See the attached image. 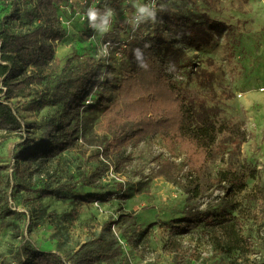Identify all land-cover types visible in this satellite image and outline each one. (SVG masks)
<instances>
[{
    "label": "rangeland",
    "instance_id": "374dc122",
    "mask_svg": "<svg viewBox=\"0 0 264 264\" xmlns=\"http://www.w3.org/2000/svg\"><path fill=\"white\" fill-rule=\"evenodd\" d=\"M7 2L0 0V19ZM123 2L116 0L111 14L99 16L104 33L129 29L132 14L145 8L139 5L132 12ZM161 6L209 34L200 47L177 43L189 60L173 71L188 100L189 127L181 137L153 136L120 154L102 155L109 137L102 130L103 109L117 98L116 87L128 66L111 62L110 83L98 90L101 104L79 107L70 120L77 127L73 146L47 159L30 180L17 158L22 143L27 138L34 140L32 146L38 143L45 122L61 116L63 107L50 103L29 111L28 105L49 99L69 69L64 67L68 59L70 68L76 56H93L103 66L110 62L100 30L73 17L56 43L59 63L30 67L28 72L42 77L41 82L10 99L27 127L0 131V163L7 166L0 184V264L12 263L25 243L63 259L86 246L116 251L123 264H177V252L194 248L195 257L183 264H264V216L255 213L250 198L257 184L264 188V0H162ZM31 25L24 13L10 24L17 32ZM201 147L208 154L198 166ZM122 157L124 164H116ZM97 165L108 166L105 176L94 189L82 187L86 167ZM19 183H31L30 190L15 191ZM43 184L77 186L73 191L82 200L74 201L67 188L58 196L39 198L37 189ZM241 207L251 211L241 217L251 250L215 253L212 240L225 242L227 221Z\"/></svg>",
    "mask_w": 264,
    "mask_h": 264
},
{
    "label": "trees",
    "instance_id": "16d2710c",
    "mask_svg": "<svg viewBox=\"0 0 264 264\" xmlns=\"http://www.w3.org/2000/svg\"><path fill=\"white\" fill-rule=\"evenodd\" d=\"M66 1L8 0V9L0 19V131L8 133L21 131L23 127H27L11 107L10 99L33 83L41 82L42 77L28 72L30 67L59 63V59L55 56V48L56 43L65 35L59 16L63 13L60 7L64 6ZM121 1L130 5L129 8L134 12L139 5L146 8L148 0ZM161 1L154 0L152 10L155 13L154 18L147 15L137 27L127 24L129 29L118 27L112 33L103 32L104 28L99 25L101 22L99 18L111 14L112 5L116 0H107L105 6H96L93 9L96 13L94 21L87 15L86 24H90L94 31L100 30L102 42H109L111 45L110 62L103 66L93 56H76L73 57L75 64L70 68L68 59L64 67L69 69L65 77L54 86L49 99L33 100L28 105L29 111L40 109L50 103L63 107L61 116L50 118L45 122L38 143L32 146L34 141L32 138H27L22 143L17 158L23 160L22 170L30 180L37 173L35 170L45 165L47 159L73 146L77 139V127H71L70 120L79 107L95 106L94 103L98 104L99 101L101 104L102 97H99L101 93H98V90L110 83L111 77L107 73L111 62L125 61L128 66L126 74L116 87L117 98L103 109L102 130L107 132L109 137L100 149L102 155L108 157L120 154L128 148H136L153 136L181 137L189 127L191 112L188 100L173 78V71L188 66L189 60L182 54L177 43L183 41L193 47H200L208 43L209 34L202 25L190 23L188 19L169 12L167 7L161 6ZM23 13L32 22L31 28L24 32L14 31L10 24L20 20ZM33 22L36 25H33ZM121 30H124L125 37L119 34ZM175 36L180 39L176 41ZM118 50L121 52V57L116 59L114 52ZM185 142L193 144L190 140ZM207 154V149L201 147L196 159L198 166L204 163ZM124 161L122 157L116 164L123 165ZM6 168V165L0 163V184L3 180L1 172ZM108 169L107 165L86 167L79 184L87 189L96 188ZM4 183L10 185L8 179H4ZM30 184L19 183L14 186L15 191L30 190ZM76 187L58 185L50 188L43 184L37 192L39 198H47L58 196L62 189L73 191ZM72 198L74 201L82 200V196L74 191ZM250 198L254 202L255 213L264 216V188L257 184ZM247 210L250 211L241 207L238 216L228 219L225 242L212 240L215 253H230L233 250L246 253L251 250L252 240L249 235L242 232L244 222L241 217L247 214ZM144 232L141 231L139 236ZM195 253L194 248L177 252V264H183L184 261L194 258ZM115 262L123 264L116 251H95L85 246L63 259L55 252L41 251L25 243L10 264H114Z\"/></svg>",
    "mask_w": 264,
    "mask_h": 264
},
{
    "label": "built area",
    "instance_id": "2783aa9c",
    "mask_svg": "<svg viewBox=\"0 0 264 264\" xmlns=\"http://www.w3.org/2000/svg\"><path fill=\"white\" fill-rule=\"evenodd\" d=\"M106 3L107 0H67L66 4L60 7L63 12L62 15L59 16L60 24L62 26H69L73 17H76L78 21L84 23L87 21V15L90 10H93L96 6H105ZM146 8L149 12H152L154 9V0H148ZM146 15L148 14H141L138 11L135 12L130 19V25L137 27ZM93 36H91V38H94ZM102 47L105 54L111 50V45L109 42H103ZM114 57L116 59L121 57L120 50L114 52ZM88 102L89 101H87V103Z\"/></svg>",
    "mask_w": 264,
    "mask_h": 264
},
{
    "label": "clouds",
    "instance_id": "9594fccd",
    "mask_svg": "<svg viewBox=\"0 0 264 264\" xmlns=\"http://www.w3.org/2000/svg\"><path fill=\"white\" fill-rule=\"evenodd\" d=\"M138 11L141 13V14H148L150 16H152L153 18L155 17V13L154 12H149L147 8H139ZM88 16L91 20H95L96 19V13L95 11L93 10H90L89 13H88Z\"/></svg>",
    "mask_w": 264,
    "mask_h": 264
}]
</instances>
